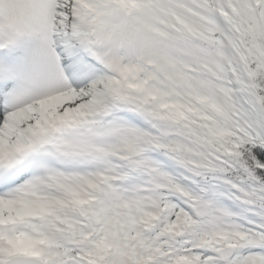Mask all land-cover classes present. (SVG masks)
Returning <instances> with one entry per match:
<instances>
[{"label": "snow or ice", "instance_id": "1", "mask_svg": "<svg viewBox=\"0 0 264 264\" xmlns=\"http://www.w3.org/2000/svg\"><path fill=\"white\" fill-rule=\"evenodd\" d=\"M0 264H264V0H0Z\"/></svg>", "mask_w": 264, "mask_h": 264}]
</instances>
